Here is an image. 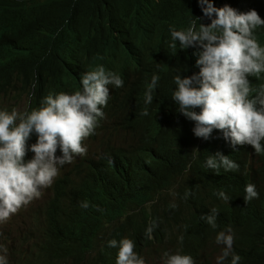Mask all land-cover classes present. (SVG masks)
Here are the masks:
<instances>
[{"label": "clouds", "instance_id": "9594fccd", "mask_svg": "<svg viewBox=\"0 0 264 264\" xmlns=\"http://www.w3.org/2000/svg\"><path fill=\"white\" fill-rule=\"evenodd\" d=\"M197 6L196 21L186 30H171L170 49L186 61L185 75L174 73L160 59L154 70L140 75L99 64L81 72L72 88L53 85L43 106L30 113H20L23 96L11 113L0 106V247L10 242L8 234L3 236L7 226L17 228L14 243L4 252L0 249V264H17L13 248L37 250L41 233L68 235L54 233L50 224L72 202L57 192V185L79 160L99 153L100 147L92 146L90 138L109 134L108 139L127 126V104L154 101L166 113L178 115L194 139L187 148L193 155L215 144L218 152L205 159V166L214 173L219 174L220 168L239 169L223 154L222 145L233 151L237 145H247L252 154H264V88L253 96L249 81L250 76L259 79L264 73V47L260 45L264 42V0H197ZM134 64H151L149 53L143 52L140 60L137 54ZM142 115H148L147 110ZM127 139L130 153L150 142L141 129L129 133ZM122 165L127 163L122 161ZM245 193V203L259 195L252 184L246 185ZM218 195L229 200L223 191ZM43 197V204L36 205ZM91 201L97 212L84 232L96 240L110 226L104 224L108 211L102 199L91 196ZM153 204L158 207L157 217L147 224L138 216L129 217L114 234L121 236L108 242L116 248L117 264L157 260L162 264H238L237 238L231 228L219 230L220 213L212 196L201 192L178 197L163 192L148 208ZM81 207H88V202ZM139 228L147 237L141 248L129 236Z\"/></svg>", "mask_w": 264, "mask_h": 264}, {"label": "trees", "instance_id": "16d2710c", "mask_svg": "<svg viewBox=\"0 0 264 264\" xmlns=\"http://www.w3.org/2000/svg\"><path fill=\"white\" fill-rule=\"evenodd\" d=\"M199 16L197 0H0V106L11 113L23 96L20 113H30L43 106L53 85L72 88L81 72L99 64L140 75L154 70L160 59L174 73L185 75L186 61L170 49L171 30H186ZM145 51L151 64L136 66L134 58L138 54L140 60ZM249 81L254 96L264 88V73ZM125 116L127 126L104 140L94 158L79 160L57 185V192L72 202L50 224L54 233L68 235L44 232L37 250L13 248L16 263L117 264L116 248L108 242L121 236L114 234L129 217L138 216L144 224L157 217L158 207L148 204L163 192L178 197L204 192L220 213L219 230L231 228L237 238L238 264H264V154H252L247 145H237L236 151L222 145L223 154L239 169L220 168L217 174L205 166V159L218 152L215 144L196 155L189 152L194 139L178 115L152 101L127 104ZM138 129L150 142L130 153L127 136ZM122 161L127 165L120 166ZM248 184L255 185L259 195L245 203ZM220 191L228 201L219 197ZM91 196L102 199L108 211L104 224L110 226L96 240L84 232L97 212ZM84 201L86 208L81 207ZM145 233L139 228L129 236L141 248ZM91 234L97 235L93 230Z\"/></svg>", "mask_w": 264, "mask_h": 264}, {"label": "rangeland", "instance_id": "374dc122", "mask_svg": "<svg viewBox=\"0 0 264 264\" xmlns=\"http://www.w3.org/2000/svg\"><path fill=\"white\" fill-rule=\"evenodd\" d=\"M108 136H109V134L103 136L102 138H101V137L98 138L97 140H95V141L93 142V145H94V146H97V147H100L101 142H102L103 140L107 139ZM70 166H71V165H68V168H70ZM65 169H66V167H65L64 165L61 166V171H62V172L65 171ZM45 200H46V197H43L41 200H39V201L37 202L36 205H42L43 202H44ZM6 232H7L8 236H9V238H10V242L5 240V241H6L5 245H3L2 247H0L1 251H3V252L6 250L7 245H8L9 243H10V244H13V243H14V242L12 241V238H13V239L16 238L17 228H16L15 226L8 225L7 228H6ZM9 238H8V240H9ZM151 264H162V260H157V261H155V262H152Z\"/></svg>", "mask_w": 264, "mask_h": 264}]
</instances>
